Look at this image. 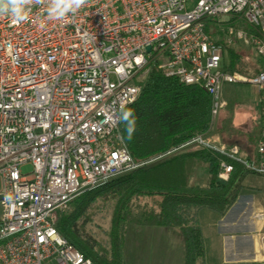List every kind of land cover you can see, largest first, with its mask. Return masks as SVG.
Listing matches in <instances>:
<instances>
[{"label":"built area","instance_id":"1","mask_svg":"<svg viewBox=\"0 0 264 264\" xmlns=\"http://www.w3.org/2000/svg\"><path fill=\"white\" fill-rule=\"evenodd\" d=\"M223 14L253 30L226 33L253 47L262 60L256 73L221 66L205 21ZM152 55L162 57L165 75L205 90L212 117L226 107V85L253 88L261 118L255 160L212 132L150 160L132 158L119 119ZM191 144L264 178V0H86L62 19L49 17L46 3L31 5L23 20L0 15V264H95L59 233L56 214L77 195ZM26 163L32 170L21 173ZM231 169L221 161L217 176L225 180Z\"/></svg>","mask_w":264,"mask_h":264},{"label":"trees","instance_id":"2","mask_svg":"<svg viewBox=\"0 0 264 264\" xmlns=\"http://www.w3.org/2000/svg\"><path fill=\"white\" fill-rule=\"evenodd\" d=\"M214 22L223 25L222 29H214ZM243 22L228 15L224 20L221 17L206 20L205 30L221 46V66L230 71L248 74L246 63L242 60L247 53L235 49L224 40L228 26L235 28L241 24L246 33H252L250 26ZM253 52L255 53L254 49ZM149 57L146 72L133 79V84L138 86L137 96L121 110L119 119V129L125 145L136 162L155 158L194 135L206 134L211 130L228 146L238 145L242 158L256 159V144L261 134L256 130L247 133L238 131L230 113L233 100L224 111L225 114L221 113L214 119L211 115L210 97L200 85L184 84L173 75H165L160 66L162 57ZM259 69L260 65L251 74ZM124 111H130L131 118L135 121L131 136L122 119ZM221 161L232 166L225 180L217 176ZM248 173L252 172L242 163L227 159L200 145L191 144L77 195L69 202L68 210L58 214L56 227L63 237L95 264H121L124 233L128 220H131L129 216L134 213V202L140 198H149L153 204L148 208L142 206L141 213H147L137 219V224L176 228L183 245L182 264H206L198 211L206 208L222 216L236 200L243 186L242 181ZM99 197L104 201H113L107 230L108 248L96 244L77 225L78 218L86 219L87 210Z\"/></svg>","mask_w":264,"mask_h":264},{"label":"rangeland","instance_id":"3","mask_svg":"<svg viewBox=\"0 0 264 264\" xmlns=\"http://www.w3.org/2000/svg\"><path fill=\"white\" fill-rule=\"evenodd\" d=\"M225 18L226 16L223 14L221 19L224 20ZM244 24L249 26L246 23ZM213 26L214 29H222L223 27V25L216 22L213 23ZM237 28L244 31L241 24L234 29L237 30ZM224 40L235 49H241L245 51L244 53H247V56H243L242 60L246 63L248 74L257 69L258 58L248 42L243 39H237L232 34L226 32L224 33ZM223 97L226 99V108L231 104V100L234 102L230 113L235 120L238 131L242 133L253 131L256 125V117L253 115L256 97L253 88L248 84L240 82L226 85ZM220 113L218 111L217 115L213 116V118L216 119ZM222 114H225V112ZM210 132L215 133L213 130ZM31 167L29 163H26L19 168L21 173H29L32 170ZM249 178L261 181L258 177ZM112 203L113 201L111 200L104 201L99 197L87 210V218L80 217L77 220L79 230L95 241L96 244H101L104 248H108L109 245L107 230L110 223ZM134 203L136 204L132 208L134 213L129 216L131 220H128L124 233L121 264H182L183 246L177 235L165 232L166 230H160V226L149 229L147 227L141 228V226H138L139 224L137 225V219L147 213H141L142 206L148 208L153 204L152 201L149 198H140ZM68 208L69 205L63 211L68 210ZM59 213L56 214V219ZM131 228L134 229L130 230Z\"/></svg>","mask_w":264,"mask_h":264},{"label":"crops","instance_id":"4","mask_svg":"<svg viewBox=\"0 0 264 264\" xmlns=\"http://www.w3.org/2000/svg\"><path fill=\"white\" fill-rule=\"evenodd\" d=\"M256 56L258 65L261 67L262 60L257 54ZM225 108L220 112L224 113ZM253 108V115L256 117L254 130L260 132L261 118L257 100ZM249 177H258L261 181ZM204 179H206V175ZM242 185L236 200L222 216L206 208L198 211L206 264L242 261L264 262V178L257 172L248 173L243 179ZM138 226L149 229L157 227L149 224H139ZM132 229L134 228L130 230ZM160 230L177 235L181 241L176 228L160 227Z\"/></svg>","mask_w":264,"mask_h":264},{"label":"clouds","instance_id":"5","mask_svg":"<svg viewBox=\"0 0 264 264\" xmlns=\"http://www.w3.org/2000/svg\"><path fill=\"white\" fill-rule=\"evenodd\" d=\"M45 3L49 17L62 19L69 13H75L86 3V0H0V15H10L15 20H23L31 11V5ZM131 117L130 111L122 113V119L127 124L129 136L135 127V121Z\"/></svg>","mask_w":264,"mask_h":264},{"label":"water","instance_id":"6","mask_svg":"<svg viewBox=\"0 0 264 264\" xmlns=\"http://www.w3.org/2000/svg\"><path fill=\"white\" fill-rule=\"evenodd\" d=\"M145 50L148 52L150 50V47L149 46H146L145 47Z\"/></svg>","mask_w":264,"mask_h":264}]
</instances>
